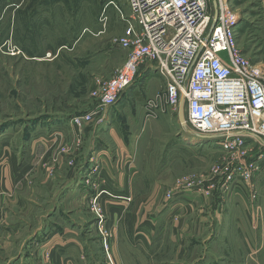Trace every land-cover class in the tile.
I'll use <instances>...</instances> for the list:
<instances>
[{"label": "rangeland", "instance_id": "1", "mask_svg": "<svg viewBox=\"0 0 264 264\" xmlns=\"http://www.w3.org/2000/svg\"><path fill=\"white\" fill-rule=\"evenodd\" d=\"M226 1L238 15L237 42L244 56L251 63L264 65V12L260 0ZM1 2L14 3V0ZM50 2L66 4L69 8L50 13L45 22H39L38 29H44L43 35H37L35 40L62 44L60 54L50 58L24 59L13 55V48L0 44V159L4 151L14 152L22 163L31 158L27 138L32 135V128L42 124H45L44 131L48 136L51 134L46 142L53 141L48 154L36 152L34 164L40 171L35 176L33 172L26 174V186H22L24 191L19 196L5 189L6 180L0 172V208L2 215H6L0 222V251L4 250L5 242L18 243L23 264H48L53 248L43 249L39 258L27 250V240L47 221L52 228L55 225L60 228L59 224L70 216L75 229L83 232L90 262L107 264L103 239L112 236L114 227L109 222V211L120 206L113 204L117 200L110 199L112 194L101 187L99 179L93 178L101 163L99 154L89 149L96 142L108 145L111 160L116 163L126 161L128 167L133 168L132 172H136L133 180L137 185L131 188L133 201L150 196L153 200L147 206L152 213L169 208V212L175 210L181 216L185 210H191L189 206L193 211L196 206L197 210L203 211L206 201L192 205L178 201L173 205L175 199L189 195L192 187L199 189L195 192L198 198H210L218 183L226 179L231 170L234 172L229 183L243 182L240 171L236 170L242 162H249V158L262 147L259 145L254 152V145H245V155L242 156L241 152L224 151L216 139L205 141L186 135V140H178L176 135H184L185 131L178 123L177 114L172 115L163 102H155L165 83L144 80L142 76L113 106L100 113L102 122L93 119L80 127L71 126L72 119L83 117L99 107L90 98L94 80L111 78L124 63L125 51L114 44L123 35L124 27L117 10L109 3L113 2L125 15L127 9L124 0ZM209 2L213 14L212 1ZM151 101L155 102L153 107H150ZM185 113L184 107L186 119ZM110 128L120 137L115 143L106 136ZM187 130L190 131L188 127ZM187 143H191L190 149ZM128 157L130 160H124ZM5 163L3 158L0 166ZM34 181L41 185L34 191L36 199L30 197L27 188L32 187ZM67 182L71 184L68 190L64 188ZM76 182L86 188V201L80 207L75 201L76 196L72 199L78 190ZM18 198L20 201L17 202ZM125 203L130 205V201ZM136 206L131 203L129 209ZM53 207H57V212L52 210ZM76 209L80 210L77 219ZM10 223L15 226L12 228ZM6 258H13L12 250L6 252Z\"/></svg>", "mask_w": 264, "mask_h": 264}, {"label": "crops", "instance_id": "2", "mask_svg": "<svg viewBox=\"0 0 264 264\" xmlns=\"http://www.w3.org/2000/svg\"><path fill=\"white\" fill-rule=\"evenodd\" d=\"M24 1L14 0V3H0V44L8 45L9 49L10 47L15 49L18 51L15 56H21L24 59L35 60L45 58L46 54L51 56L60 54L64 47L62 44L35 40L37 35H43L44 30L40 31L38 29L40 25L37 24L45 22L50 13L66 11L69 8L68 5L52 3L51 0ZM260 4L264 12V0H260ZM140 76L144 80L164 82L149 66L143 68ZM70 124L73 126L72 122ZM44 130L45 124H42L30 131L32 135L30 134L27 139L30 147L29 153L32 156L30 155L31 158L23 163L18 160L14 152L4 151L3 153L1 151L6 163L0 166V172L6 180L5 189L14 196L24 191L23 188L26 186L24 177L27 173L33 172L35 176L40 171L34 164L36 152L48 154L52 149L53 141L46 142L51 134L48 136ZM108 130L106 136L112 139L113 143L120 139L111 128ZM184 133V135L177 134L176 138L186 140V135L191 139L195 138L189 133ZM35 144L37 147H34ZM187 145L190 149L191 143ZM246 145H254V152L259 145L262 147L260 152L256 151L253 157L249 158L258 168V173L252 183L256 196H251L243 182L229 183L223 178L220 184L218 183L216 191L213 190L211 197H207L206 200L198 198L193 189L184 198L175 199L173 205L178 201L188 202L191 205L206 201V208L203 211L197 210L194 204L196 209L193 211L189 206L192 211L185 210L182 216L174 212L175 210L169 212V208L162 209L156 214L152 213L150 207L147 206L153 200L150 196L133 201L131 188L137 185L135 179L133 180L134 173H136L132 172L133 168L128 167L129 164L126 161L116 163L115 160H111L110 149L105 143L98 141L95 146H91L89 149L99 154L98 158L101 162L98 173L93 175V178L99 179L101 187L106 188L112 194L113 197L111 196L110 199L117 200L113 204L120 206L119 209L116 207L109 211V222L111 221L114 227L111 229L113 234L107 243L109 254L115 264H264V138L249 140ZM3 158L0 159V163ZM124 160H130V158H124ZM217 182L218 180L211 185L215 186ZM40 186L34 181L32 187H27L30 197L33 196L36 199L34 191H37ZM81 186V182H76L75 187L78 190L72 197L74 199L76 196L75 201L79 207L86 201V188ZM64 188L70 189L71 184L67 182ZM18 201H20L19 198ZM128 201L130 205L133 203L138 206L133 210L129 209L130 205L125 203ZM52 210L57 212L58 209L53 207ZM79 211L76 209V219ZM186 212L189 214L183 217L187 214ZM2 214L0 208V222L5 220L6 215ZM46 215L49 217L50 214ZM71 218L67 216L59 224L60 228L58 225L52 228L53 226L48 225L49 221H47L39 231H34L28 238L27 250L33 256L40 258L43 249L52 247L48 264H95V262H90L88 247L82 239L83 232L75 229V222ZM10 225L12 228L15 226L12 223ZM11 232L15 233L14 230ZM5 243L4 250L0 251L2 258L0 263L23 264L20 260V245L14 242ZM10 250H12L13 258L7 259L6 252ZM38 263L41 261L38 260Z\"/></svg>", "mask_w": 264, "mask_h": 264}, {"label": "built area", "instance_id": "3", "mask_svg": "<svg viewBox=\"0 0 264 264\" xmlns=\"http://www.w3.org/2000/svg\"><path fill=\"white\" fill-rule=\"evenodd\" d=\"M124 2L126 15L113 2L109 4L124 25L123 35L114 44L126 52V59L111 78L94 80L90 98L99 107L72 119V124L80 127L93 119L102 122L100 113L113 106L149 66L165 83L156 103L163 102L174 115L184 94L185 121L190 131L215 137L224 151L244 156L249 140L264 138V65L251 63L240 49L237 13L226 0H217L218 16L212 26L209 0ZM12 53L17 55L18 51L13 49ZM155 102L151 101L150 107ZM238 171L255 197L252 183L258 168L251 161L242 162ZM233 172L228 173L226 182L231 181ZM103 240L107 264H114L108 255L107 239Z\"/></svg>", "mask_w": 264, "mask_h": 264}, {"label": "water", "instance_id": "4", "mask_svg": "<svg viewBox=\"0 0 264 264\" xmlns=\"http://www.w3.org/2000/svg\"><path fill=\"white\" fill-rule=\"evenodd\" d=\"M212 1V7H213V21H212V26L215 25L217 16H218V2L217 0H211ZM184 89H186V86H184ZM184 106H185V97L184 94L181 95L180 98V102H179V109H178V113H177V119H178V123L181 126V128L186 132L189 133L192 137H196L200 140H211L214 139L215 137H205V136H200L197 135L195 133H193L192 131L187 130V126H186V121H185V115H184Z\"/></svg>", "mask_w": 264, "mask_h": 264}]
</instances>
